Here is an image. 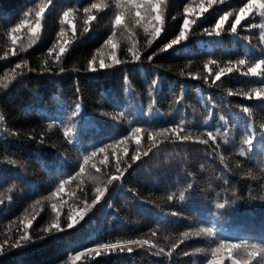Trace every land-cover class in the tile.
Here are the masks:
<instances>
[{
	"label": "trees",
	"instance_id": "obj_1",
	"mask_svg": "<svg viewBox=\"0 0 264 264\" xmlns=\"http://www.w3.org/2000/svg\"><path fill=\"white\" fill-rule=\"evenodd\" d=\"M39 2L0 0V57L9 47L6 36V29L11 26L9 21L19 22L23 12ZM89 2L91 0H53V5L46 11L37 43L27 47V36L22 32L26 51L18 50L16 56L9 55L0 60V80L8 83L7 88L0 87V116L4 117L0 120V199H3L0 204V243L14 241L22 228L20 221L33 215L36 200L42 201L35 209L37 218L29 228V235L35 243L25 250L5 248L6 254L0 256V264H73L69 257L77 252L116 240L153 239L167 247L179 238L180 232L213 219L226 239L264 241V172L261 171L264 169V154L257 150L251 159L240 157L243 134L239 130L230 135L228 144L221 142L225 163L231 171L218 157L208 155L203 145L166 141L129 169L122 181L111 186L84 221L67 229L69 207L82 206L85 199L90 203L93 198L95 185L86 172L85 191L77 188V181L71 186L75 197H63L66 203L61 215L66 230L57 240L51 237L41 239L45 234L40 230L54 217L51 202L44 199L54 189L53 177H57L55 182H58L61 174L78 171L83 155L81 149L92 150L88 145L102 146L122 139L133 127L179 122L181 119L188 120L192 129L211 127L215 130L222 123L219 121L221 113L234 121L249 120L258 129L264 123V104L255 99L246 100L243 96L249 88L259 85L258 78L234 72L225 74L216 85L203 80L206 75L203 65L208 59H215L223 65L229 59L244 58L246 54L258 55L264 49L260 29L249 31L250 24L264 22L259 16L243 21L244 27L238 26L239 36L230 31L220 37L210 38L204 34V29H210L225 11L238 10L247 0H224L213 4L202 16H193L196 23L189 30L188 39L159 53V48L178 34L179 25L183 23L184 4L195 6L194 0H166V22L161 36L151 46H148L142 30L135 36L142 59H131L125 34L119 38L117 55L128 62L95 73L87 71V61L95 56L98 67L99 58L107 57L104 40L111 34L114 9L99 13L88 32L84 31L81 11L75 19V34L64 26L68 29L69 50L61 63L54 65L48 49L60 31L62 12L68 7L82 9ZM246 36H251L252 47L244 39ZM154 52L158 54L149 62L147 57ZM22 60L28 61V67L18 69L16 79L9 83L11 69ZM46 60L54 72H58L59 66H63L65 72L58 75L42 72ZM193 76L197 78L193 79ZM153 79L158 80L155 87L151 85ZM77 86L79 94L76 93ZM229 91L239 94L228 96ZM202 100L208 102V107L216 105V115L208 125L204 124L207 112ZM77 102L81 103L84 115L75 122L78 143L73 147L64 139L58 122L63 120L65 125L71 126L73 121L69 117ZM241 105L252 109L251 117L242 112ZM121 112L126 115L121 117ZM53 121L57 123L48 129V123ZM32 136L36 139H29ZM41 137L45 139L43 144L39 142ZM142 146L147 149L146 138L142 139ZM134 148V143L129 145L130 152ZM5 157L26 165L27 171L5 164ZM36 160L48 164L52 171L45 172L37 167ZM238 163L240 167L236 166ZM21 176L24 181L18 178ZM189 183L193 188L186 193L184 201L179 200V192ZM172 193L177 199L169 202L167 196ZM225 199L230 201V206L224 210L216 209V203ZM172 212L180 215L173 216ZM216 213L219 215L214 217ZM152 230L157 231L155 238L151 237ZM208 244L206 238L193 236L179 245L171 260L166 256H154L146 248H137L131 254L83 257L75 264H192L193 260L197 264H206L205 253L188 257L180 253L194 252Z\"/></svg>",
	"mask_w": 264,
	"mask_h": 264
},
{
	"label": "snow or ice",
	"instance_id": "obj_2",
	"mask_svg": "<svg viewBox=\"0 0 264 264\" xmlns=\"http://www.w3.org/2000/svg\"><path fill=\"white\" fill-rule=\"evenodd\" d=\"M195 6L184 4L183 7V23L179 25V32L174 39H171L163 47L159 48L158 52L163 53L169 49H173L174 46L180 45L183 41L188 39L189 30L192 29L193 24L196 23L192 19L193 16H202L208 12V9L215 3H223L224 0H194ZM53 5V0H40L34 7H30L24 11L22 18L19 22L12 23L6 29V36L9 42V47L0 60L6 59L9 55L16 56L19 51H26L24 40L21 39V33L23 32L27 36V47H31L36 44L41 37V30L43 21L46 15V11ZM166 7V0H91L85 6L80 8L68 7L64 10L60 16L59 23L61 25L60 31L56 33V40L52 46L48 49V56L53 58V64L59 65L63 59L64 54L69 50V38L66 35L67 25L73 34L77 29L75 26V19L82 11L83 13V25L84 31L88 32L93 25V22L98 19V14L105 10L114 9L113 19L111 20V34L104 40V47L108 49V55L106 58L100 57L97 67V58L94 56L87 61V71L95 73L98 70L111 69L115 65L127 63L126 60L118 58L117 51L119 48V38L127 34L129 46L127 47V53L130 54L133 61H140L142 59L141 50L138 43L135 40L139 30H142L147 39L148 46H151L153 41L159 38L165 29L166 16L164 8ZM259 16L264 20V0H247L242 2V6L238 10L225 11L223 15L215 21L214 25L209 29H204V34L208 37H220L225 31H230L231 34L239 36V27L243 21H246L249 17ZM229 17H232L229 20ZM175 19V17H173ZM228 22V27H225ZM239 26V27H238ZM260 29V42L264 43V22L257 24H250L249 31L253 29ZM254 35V32L252 33ZM248 41L250 47L251 36L244 37ZM99 51V50H98ZM158 53L154 52L147 57L149 62L152 61L153 56ZM212 66V67H210ZM28 67V61L22 60L20 63L15 64L11 69L12 76L9 78V83L16 79L17 70ZM206 75L203 76L205 83L216 85L218 81L225 74L240 73L245 77L258 78L260 83L257 87L249 88L246 93H243L244 99H255L264 104V49H261L258 55L246 54L244 58L235 60H227L223 65L217 62L215 59H208L203 65ZM29 71H34L29 68ZM44 73H52L58 75L65 72L63 66H59L58 72H54L53 68L49 66L46 60L41 69ZM7 76V74H6ZM193 79L197 77L193 76ZM127 81V77H125ZM158 80L153 79L151 85L157 86ZM0 87L7 88L8 83H4L0 80ZM80 89L76 87V93L79 94ZM151 94V93H150ZM229 91L228 96L238 95ZM182 99V98H181ZM211 98L209 97V100ZM207 115L204 117V124L208 125V122L216 115L214 109L216 105L208 107L207 101H201ZM242 112L251 117L252 109L249 106L241 105ZM153 109L150 106V111ZM84 115L82 111L81 103H75V109L71 111L69 119L73 121L71 126L65 125L63 120L58 123L62 126L63 137L69 145L77 147L76 130L77 124L75 123ZM121 117L126 113L121 112ZM4 117L0 116V120ZM219 121L222 122L219 127L213 130L211 127H205L204 130L192 129L190 122L186 119H181L179 122L171 123H151L146 127H133L131 131L122 139L113 140L111 143L103 144L102 146L88 145L91 147V151L81 149L83 152L82 161L79 162V169L74 174H61L58 177H53L55 183L54 189L44 199L51 202V211L54 213V217L51 223L43 227L40 231L45 234L41 239H47L51 237L53 240L59 239V234L63 233L66 229L62 225L61 209L65 205L64 196L75 197L76 193L71 190V186L77 183V188L80 191H85L83 187L85 173L89 174V178L92 180L94 186L93 198L91 202H87L85 199L82 206L69 207L67 212V229H73L75 225L84 221L87 214L101 202L105 197L111 186H114L116 182L122 181L125 174L132 169L138 162L142 161L144 157H148L154 149L158 150L159 146L166 142L171 141L173 143H195L205 146L207 154L213 158L218 157L221 163H224L225 168L231 171L229 166L225 163V156L221 151V142L228 144L229 137L234 131L239 130L242 135L241 149L239 151L240 157H251L257 154L259 150L260 154H264V123L259 126V129L254 123L249 120L234 121L233 118L221 113L219 115ZM53 121L48 123L47 128L52 129ZM15 135V133H13ZM146 138L148 147L145 149L142 146V139ZM29 139H36L35 136L29 137ZM41 144L45 142L44 137L40 138ZM135 144V148L130 152L129 145ZM5 164L12 165L13 167L23 168L27 171L26 165L18 164L16 159L5 157ZM36 166L42 168L45 172H51L52 168L49 167L43 161L36 160ZM240 167L238 163L236 165ZM203 167V166H202ZM92 169H95V173H92ZM59 171L58 169H56ZM264 172V169H261ZM66 175V178H65ZM191 175V173H189ZM249 175H252L249 171ZM24 181L23 176L18 177ZM225 183H228L225 180ZM193 188V184L189 183L187 187L179 192L178 199L184 201L186 199V193H189ZM68 189V191H66ZM235 196V192L232 193ZM12 199L11 196L8 197ZM177 199L175 193L169 194L167 200L169 202ZM264 199V198H262ZM42 203L41 200H36L33 204V215L22 219L20 224L22 228L19 236L14 241L5 240L0 243V256L6 254L5 248L8 250H25L28 246L35 243L32 237L29 235V228L32 226L33 221L36 220L38 213L35 211L36 207ZM0 204H3V199H0ZM230 206V201L225 199L222 203H216L215 207L218 210H224ZM173 216L180 215L177 212L171 213ZM219 213L214 214V217ZM221 229L217 228L214 219L207 224L200 222L199 227L192 228L188 231L179 233V238L170 244V246H161L154 242L153 239H128V240H116L115 242L99 243L94 247L85 248L83 251L77 252L74 256H70L69 259L75 262L80 261L83 257H100L104 255L112 254H131L137 248H146L152 255L157 257H168L170 260L177 252L179 245L183 244L186 240L195 237H203L209 241L206 248H196L194 252L183 251L180 253L184 257L195 255L196 253H205L206 264H264V241H255L249 238H241L239 240L226 239L221 234ZM151 237L157 236V231H151ZM165 239H168L167 237ZM192 264H197V261L193 260Z\"/></svg>",
	"mask_w": 264,
	"mask_h": 264
}]
</instances>
